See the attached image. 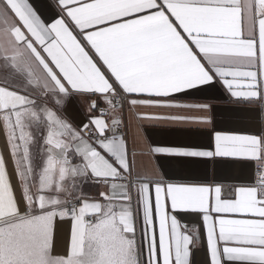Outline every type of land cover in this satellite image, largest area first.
Wrapping results in <instances>:
<instances>
[{
    "label": "snow or ice",
    "instance_id": "obj_1",
    "mask_svg": "<svg viewBox=\"0 0 264 264\" xmlns=\"http://www.w3.org/2000/svg\"><path fill=\"white\" fill-rule=\"evenodd\" d=\"M0 264H264V0H0Z\"/></svg>",
    "mask_w": 264,
    "mask_h": 264
},
{
    "label": "crops",
    "instance_id": "obj_2",
    "mask_svg": "<svg viewBox=\"0 0 264 264\" xmlns=\"http://www.w3.org/2000/svg\"><path fill=\"white\" fill-rule=\"evenodd\" d=\"M146 162V161H145Z\"/></svg>",
    "mask_w": 264,
    "mask_h": 264
}]
</instances>
